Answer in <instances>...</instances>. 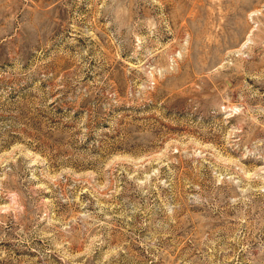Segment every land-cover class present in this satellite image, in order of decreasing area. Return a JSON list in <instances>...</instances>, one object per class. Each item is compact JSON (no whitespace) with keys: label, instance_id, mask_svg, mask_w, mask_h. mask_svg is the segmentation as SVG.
Listing matches in <instances>:
<instances>
[{"label":"rangeland","instance_id":"374dc122","mask_svg":"<svg viewBox=\"0 0 264 264\" xmlns=\"http://www.w3.org/2000/svg\"><path fill=\"white\" fill-rule=\"evenodd\" d=\"M0 264H264V0H0Z\"/></svg>","mask_w":264,"mask_h":264}]
</instances>
